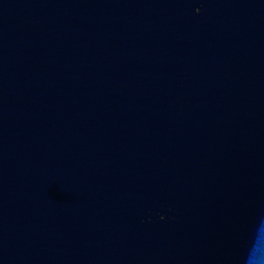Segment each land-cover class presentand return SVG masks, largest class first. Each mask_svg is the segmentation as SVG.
<instances>
[{
  "label": "water",
  "instance_id": "95a60500",
  "mask_svg": "<svg viewBox=\"0 0 264 264\" xmlns=\"http://www.w3.org/2000/svg\"><path fill=\"white\" fill-rule=\"evenodd\" d=\"M258 226L264 0H0V264H244Z\"/></svg>",
  "mask_w": 264,
  "mask_h": 264
},
{
  "label": "clouds",
  "instance_id": "9594fccd",
  "mask_svg": "<svg viewBox=\"0 0 264 264\" xmlns=\"http://www.w3.org/2000/svg\"><path fill=\"white\" fill-rule=\"evenodd\" d=\"M262 236H264V226H258L255 234V242L247 251L244 264H261V256L264 253V247L261 245Z\"/></svg>",
  "mask_w": 264,
  "mask_h": 264
}]
</instances>
